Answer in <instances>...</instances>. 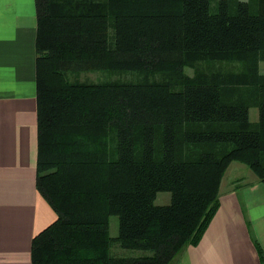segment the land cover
Returning a JSON list of instances; mask_svg holds the SVG:
<instances>
[{
	"label": "trees",
	"instance_id": "16d2710c",
	"mask_svg": "<svg viewBox=\"0 0 264 264\" xmlns=\"http://www.w3.org/2000/svg\"><path fill=\"white\" fill-rule=\"evenodd\" d=\"M36 7L37 186L57 220L33 264H174L219 210L232 163L264 183V0ZM90 72L140 79L79 78ZM113 243L144 254L114 257Z\"/></svg>",
	"mask_w": 264,
	"mask_h": 264
},
{
	"label": "crops",
	"instance_id": "0c3cea01",
	"mask_svg": "<svg viewBox=\"0 0 264 264\" xmlns=\"http://www.w3.org/2000/svg\"><path fill=\"white\" fill-rule=\"evenodd\" d=\"M37 24L36 0H0V264H33L34 239L57 220L37 186ZM222 186L201 241L174 264H264V183Z\"/></svg>",
	"mask_w": 264,
	"mask_h": 264
},
{
	"label": "rangeland",
	"instance_id": "374dc122",
	"mask_svg": "<svg viewBox=\"0 0 264 264\" xmlns=\"http://www.w3.org/2000/svg\"><path fill=\"white\" fill-rule=\"evenodd\" d=\"M212 12H217L218 4L220 0H210ZM232 4L237 5L240 1L249 2L255 12L256 4L258 0H229ZM233 6V5H232ZM262 72L264 73V62L261 64ZM192 73V71H188ZM84 82L89 83H104V82H138L140 79L136 73L132 72H90L84 73L79 77ZM252 117L257 116V110H251ZM250 176L254 175L253 172L244 164L234 162L230 165L226 175L223 179L222 190H224L225 185L229 182H234L240 176ZM239 176V177H237ZM171 202V193L170 192H160L157 195L156 204L157 205H168ZM119 233V221L118 217H112L110 220V234L112 237H117ZM144 252L140 250H127L122 248L118 243H113L111 248V255L114 257H138L143 255Z\"/></svg>",
	"mask_w": 264,
	"mask_h": 264
}]
</instances>
